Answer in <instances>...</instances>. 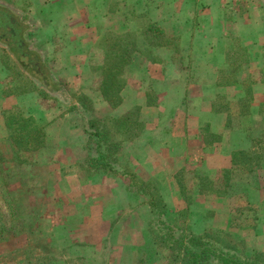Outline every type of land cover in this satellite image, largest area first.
<instances>
[{"label":"crops","instance_id":"obj_1","mask_svg":"<svg viewBox=\"0 0 264 264\" xmlns=\"http://www.w3.org/2000/svg\"><path fill=\"white\" fill-rule=\"evenodd\" d=\"M0 7L29 26L28 39L40 24L43 36L33 41L53 49L46 66L67 91L45 99L36 80L40 91L0 89L1 171L22 224L35 221L20 228V239L35 238L31 245L48 256L76 238L81 254L101 245L117 264L154 262L168 254L161 218L176 237L227 235L260 252L264 0H0ZM97 19L103 35L131 40L129 50L115 46L130 58L116 104L94 90L98 72L82 55L99 40L90 32ZM0 76L8 70L0 67ZM75 93L91 103V117ZM13 112L41 132L36 149L18 152L11 144L6 117ZM109 143L121 145L110 165L133 174L131 191L121 175L93 167Z\"/></svg>","mask_w":264,"mask_h":264},{"label":"rangeland","instance_id":"obj_2","mask_svg":"<svg viewBox=\"0 0 264 264\" xmlns=\"http://www.w3.org/2000/svg\"><path fill=\"white\" fill-rule=\"evenodd\" d=\"M83 10H84L83 13H85L84 15L87 17V14H86L87 9H83ZM85 16L81 17V19H86ZM97 20L99 24L98 23L95 24V26L93 27L94 30L90 32L93 34V37H97L99 38V40H97L98 42H96L95 45L90 44V46H86L85 44H83L85 45L83 47L85 48L83 49V51H85L86 53L85 54L82 53V55L85 56L83 57V59L87 58L92 69H94L93 71L98 72L99 79L95 82L94 90H96L97 92L98 91L100 92V88L102 86L101 83L103 82V67L106 68L107 65H110V61H112L111 65L115 66V62H117V60H119V57L122 56V55L116 54L115 57H113L112 55H109V53H111V51H116L115 46L117 43L122 45L123 49L128 47L127 50H129L130 49L129 44L131 43V40L129 39L126 42L125 41L119 42L113 38L117 36L116 33H114L113 31L104 32V35H103V31H105L103 30V24L99 22L101 21V19L100 20L97 19ZM77 23H79L78 19L76 20L75 24ZM39 27H40V24H38V27L36 30H32L34 35L32 33L30 34L31 35L29 38L30 40L27 37V34L29 33L26 34V41L28 42V48L31 51H34V49L38 50V52L37 51H34V52L39 55L41 64L46 68L48 74L50 75L48 67L46 66V62L53 60V57H51L53 56V54L51 53L53 49H49L47 48V46L44 47L43 42L38 43V42L33 41V38L35 36H43L41 32V28ZM106 31H107V28H106ZM83 35H85V33L80 34L81 37ZM66 41L67 39L66 40L64 39L62 42L63 43L65 42L66 44L67 43ZM72 42L76 46L79 45L78 41L73 40ZM127 44L128 46H126ZM43 47H44L43 53L46 54L45 61L41 58V54L39 52V51H42ZM111 47L113 49H111ZM127 50H124V51H127ZM62 58H63L62 56L61 57L59 55L56 56V59L59 61L58 62L59 64H61ZM129 60L130 58L128 59V62ZM0 67H3L8 70V76L6 78L0 76V89H2L3 94H18L22 92H32V91H35L36 89L37 91H40L39 85L34 81L35 79L31 77L29 74L22 72L20 67L17 65V63L11 56L8 49L1 43H0ZM128 75H129V72L127 73L124 70V72H120L119 76H120V79L122 77V79L127 80ZM50 79L53 81L51 76H50ZM53 83L55 82L53 81ZM57 85L59 88L56 86H51L47 90L46 89L41 90V95L45 99L51 97L52 95H54V97L56 96L60 98H63V96H67L66 95L67 91H65V88H63L61 84H57ZM71 98L75 100L76 102L80 101L79 105H80L81 111L91 117L90 115L91 110H92L91 103L88 101L87 98H85L84 96L83 97L79 96L77 93L72 94ZM3 160H4L3 157L0 155V172L5 174V172L1 171L2 170L1 163L3 162ZM3 178L6 179V177H3ZM10 198H11V194H10ZM12 205H13V201H12ZM18 215H19L18 211L14 209V205H13V209H11V207L9 206L8 207L5 206V201L2 199L1 194H0V264H117L115 263V260L109 259L108 252L103 254V250H107L108 247H110L108 246L107 242L105 243L106 246H108L106 249H103L101 245H94V246L91 245L85 249L88 252H85V250H83V253L81 254V252L79 251L80 243L77 242L76 238H73L72 245L71 243H69L70 246H67L65 242L60 243V244L58 243L57 245L61 247L56 246L57 251L54 252L53 256L51 255L48 256L47 254H45L46 249L44 246H37L36 244L31 245L30 242L32 243L36 242L35 238L29 239V237L28 238L23 237L22 239H20V234H19L20 228L21 227H24L25 229L27 227L31 228L34 225L35 221L32 217H30L27 220V222L23 225ZM154 219L156 220V218ZM27 234L29 233H25V235ZM63 234L64 233H62L61 235L62 237H63ZM31 235L34 236L35 232H31ZM56 236L57 234L56 233L54 234L53 232V235H52V237H54L53 241H56L55 240ZM211 236L217 246L230 250V252L235 253L237 256H239L240 259L244 261L246 260L247 261L257 260L258 261L259 260L258 262L260 264H264V245L261 246L260 252H259L253 248H247V249L244 248L245 246L241 242H238L240 238H237V240L235 241V240H230L229 238H227V235H223L222 237L216 236V235H211ZM113 245L114 243L111 246ZM112 248L113 247H111L110 249ZM69 249L71 251L72 250L74 251L72 252L70 257H68L66 253L67 251H69ZM256 254H259L261 256L256 257L254 259L253 255H256ZM102 259L103 261H107L108 263L107 262L102 263ZM155 259L157 261H155ZM154 262L145 261L144 263H137V264H181V263L173 262L168 257V254H167V257L164 255H160L159 257L155 258L154 256ZM130 264H135V263L131 262Z\"/></svg>","mask_w":264,"mask_h":264},{"label":"trees","instance_id":"obj_3","mask_svg":"<svg viewBox=\"0 0 264 264\" xmlns=\"http://www.w3.org/2000/svg\"><path fill=\"white\" fill-rule=\"evenodd\" d=\"M27 33L28 26L26 24L7 8L0 7V43L8 49L20 69L33 77L45 89L51 86L58 87L50 79L46 68L41 64L39 55L28 48ZM111 49L113 48L111 47ZM109 55L115 57L116 51H111ZM128 59V53L125 52L115 62V66L111 65L112 61H110V65H107L106 68L103 67V82L101 83L100 92L107 101L117 102L118 92L124 86L119 78V73L128 64ZM6 126L10 130L9 140L18 152L36 149L41 144V132L30 119L23 118L19 112L10 113L6 117ZM96 137H101V140L105 143L102 133L97 134ZM120 147L119 143H109L107 151L104 152L103 150V155L102 152L99 153V160L95 161L93 167L103 169L107 173L121 175L128 182L127 190L131 191L136 184L133 174L130 172L116 173L110 165L109 157L115 155ZM3 177H6V175L0 172V194L5 201V206L12 209L9 188ZM156 204V200L151 202V206H156ZM155 212L160 216L164 211ZM159 219L157 221L158 226L166 230V232L162 231V242L166 244L169 258L173 262L181 264H260L259 260L244 261L230 250L217 246L209 234L202 237H194L191 234L176 237L174 231L161 218ZM253 256L255 259L261 255L256 254Z\"/></svg>","mask_w":264,"mask_h":264}]
</instances>
